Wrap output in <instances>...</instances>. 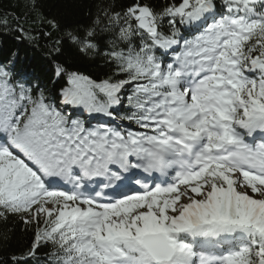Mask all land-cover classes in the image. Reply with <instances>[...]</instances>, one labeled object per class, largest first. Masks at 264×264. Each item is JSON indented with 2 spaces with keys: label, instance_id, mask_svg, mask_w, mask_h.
Segmentation results:
<instances>
[{
  "label": "snow or ice",
  "instance_id": "1",
  "mask_svg": "<svg viewBox=\"0 0 264 264\" xmlns=\"http://www.w3.org/2000/svg\"><path fill=\"white\" fill-rule=\"evenodd\" d=\"M93 5L0 17V264H264V0Z\"/></svg>",
  "mask_w": 264,
  "mask_h": 264
},
{
  "label": "trees",
  "instance_id": "2",
  "mask_svg": "<svg viewBox=\"0 0 264 264\" xmlns=\"http://www.w3.org/2000/svg\"><path fill=\"white\" fill-rule=\"evenodd\" d=\"M112 2V0H107ZM119 2V0H117ZM163 2V0H160ZM30 0H0V17L7 15L11 28L14 30L16 23H22L26 29H43L38 19V12H33L29 8ZM95 5H99L101 0H94ZM41 10L48 15V17L57 16L59 18L68 20L80 18L83 14H86L90 5L92 10L95 11L93 0H41ZM8 31L7 29L0 28V32ZM55 35V34H54ZM47 39H40L39 44L45 45ZM0 47L3 48L5 53L8 50H15L19 47L21 55H24V51L27 46V42L17 41L11 32L7 36H0ZM39 51V49H37ZM28 54L31 56L33 53L29 50ZM7 230L11 240L7 245L9 252H18L24 245L25 235L21 231L19 225H0V232ZM3 249L0 248V255H3ZM43 255V252L40 253Z\"/></svg>",
  "mask_w": 264,
  "mask_h": 264
}]
</instances>
